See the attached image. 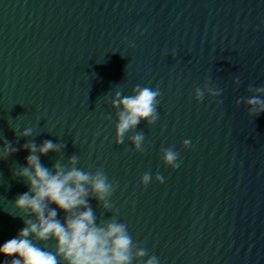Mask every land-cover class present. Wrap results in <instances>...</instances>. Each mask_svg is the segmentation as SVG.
Returning a JSON list of instances; mask_svg holds the SVG:
<instances>
[{
	"label": "water",
	"instance_id": "1",
	"mask_svg": "<svg viewBox=\"0 0 264 264\" xmlns=\"http://www.w3.org/2000/svg\"><path fill=\"white\" fill-rule=\"evenodd\" d=\"M137 87L160 91L158 119L118 143L116 104ZM260 89L264 0H0V149H16L0 159V245L35 222L15 206L31 187L16 175L24 145L51 141L62 147L37 152L44 167L70 170L75 156L113 185L108 208L88 203L97 226L127 225L132 264H264V112L248 104L264 101ZM167 148L179 169L164 163Z\"/></svg>",
	"mask_w": 264,
	"mask_h": 264
},
{
	"label": "clouds",
	"instance_id": "2",
	"mask_svg": "<svg viewBox=\"0 0 264 264\" xmlns=\"http://www.w3.org/2000/svg\"><path fill=\"white\" fill-rule=\"evenodd\" d=\"M134 92L132 96L119 98L116 104V107L123 108L117 124L118 143H123L125 135L136 128L141 120L151 124L158 119L156 105L160 91L137 87ZM202 96L203 93L197 90V98ZM248 104L253 106V113L264 112V101L252 98ZM255 106H259V109ZM23 135L31 136V129ZM132 139L136 149L142 150L143 135L138 134ZM184 145L186 148L192 147L190 140H185ZM24 147L31 153L27 157L28 167L22 168L16 175L26 178L31 187L16 199L15 206L25 214L34 216L35 222L26 221L27 227L0 245V255L11 258V264H58V257H63L67 264H132L133 241L127 225L113 220L105 226H97L96 217L88 203L91 195L105 202V208L109 207L106 201L114 188L104 173L101 171L92 175L79 170L75 156L70 161L73 165L70 170L57 164L53 172L41 164L37 152L47 155L50 151H59L62 146L45 141L39 149L34 143L25 144ZM15 151L10 144L5 145L0 149V159ZM162 152L164 163L174 170L179 169V154L171 148L163 149ZM156 180L161 184L165 182L159 174ZM151 181V173H145L141 178L145 187ZM50 205H56L66 213L63 223L57 219L58 213ZM32 236L42 242L54 239L57 251L53 253L37 246L30 238ZM147 255L145 250L136 253L140 258ZM4 264H8V261L5 260ZM146 264H160V261L157 256H152Z\"/></svg>",
	"mask_w": 264,
	"mask_h": 264
}]
</instances>
